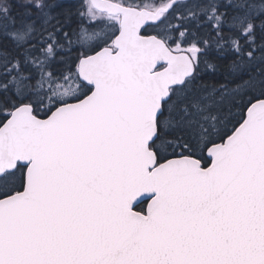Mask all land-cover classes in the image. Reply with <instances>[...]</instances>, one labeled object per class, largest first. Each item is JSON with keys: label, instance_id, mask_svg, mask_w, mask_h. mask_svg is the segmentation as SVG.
<instances>
[{"label": "snow or ice", "instance_id": "6c2138e0", "mask_svg": "<svg viewBox=\"0 0 264 264\" xmlns=\"http://www.w3.org/2000/svg\"><path fill=\"white\" fill-rule=\"evenodd\" d=\"M0 264H264V0H0Z\"/></svg>", "mask_w": 264, "mask_h": 264}]
</instances>
